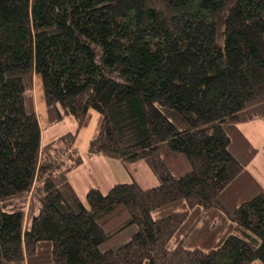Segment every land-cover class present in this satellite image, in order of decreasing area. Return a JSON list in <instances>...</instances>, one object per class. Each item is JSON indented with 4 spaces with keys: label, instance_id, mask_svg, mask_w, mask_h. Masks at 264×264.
Listing matches in <instances>:
<instances>
[{
    "label": "trees",
    "instance_id": "trees-1",
    "mask_svg": "<svg viewBox=\"0 0 264 264\" xmlns=\"http://www.w3.org/2000/svg\"><path fill=\"white\" fill-rule=\"evenodd\" d=\"M50 124L42 139L33 78ZM86 153L159 179L69 180ZM264 0H0V264H264ZM250 194L240 195L239 184Z\"/></svg>",
    "mask_w": 264,
    "mask_h": 264
},
{
    "label": "rangeland",
    "instance_id": "rangeland-1",
    "mask_svg": "<svg viewBox=\"0 0 264 264\" xmlns=\"http://www.w3.org/2000/svg\"><path fill=\"white\" fill-rule=\"evenodd\" d=\"M33 97L36 105L37 115L40 114V119L42 123V139L46 142L51 139L56 138L58 135L66 132L73 131L75 129V121L72 117H65L63 120L56 124H49L46 114V106L45 100L43 96V90L41 85L40 76L35 75L33 78ZM99 115L95 110H90V116ZM241 130L250 140V142L257 148V153L252 160V162L248 165L249 171L258 179L264 188V121L261 119H254L248 122H242L239 124ZM85 156V155H84ZM85 159L81 171L74 172L73 175H85V173L90 170L91 162H88ZM124 166V165H123ZM127 169V173L125 174L129 181H136L141 187L147 188L151 186H155L159 183V179L153 173L150 166L142 159L135 160L132 162H127L124 166ZM101 168V166H100ZM103 182L107 184V179L104 178ZM110 187H103L102 191L106 192ZM250 188L246 184H239V194L247 195L250 194ZM84 200V196H81ZM85 202V200H84Z\"/></svg>",
    "mask_w": 264,
    "mask_h": 264
},
{
    "label": "crops",
    "instance_id": "crops-1",
    "mask_svg": "<svg viewBox=\"0 0 264 264\" xmlns=\"http://www.w3.org/2000/svg\"><path fill=\"white\" fill-rule=\"evenodd\" d=\"M37 116L41 127V134L43 135V122H41L40 114ZM98 121L99 115H92L91 117L89 111V121L86 126L80 129L76 139V145L83 153V162L69 173V180L76 188L80 196H84L86 190L90 187H98L102 190L103 187H111L115 183L129 181L125 175L127 173V169L124 167L125 165L120 161L105 157L100 154L89 155L86 153L88 141L93 135ZM85 159L87 160L85 166L88 164V162H91L90 170H88V172L83 176L78 175V173L76 175H73L74 172L82 170L80 168H82ZM104 178L107 179V184L103 182Z\"/></svg>",
    "mask_w": 264,
    "mask_h": 264
}]
</instances>
